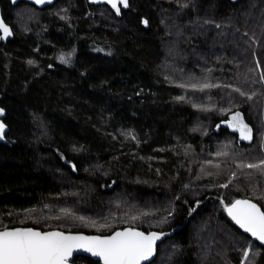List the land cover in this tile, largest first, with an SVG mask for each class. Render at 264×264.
<instances>
[{
	"label": "trees",
	"instance_id": "1",
	"mask_svg": "<svg viewBox=\"0 0 264 264\" xmlns=\"http://www.w3.org/2000/svg\"><path fill=\"white\" fill-rule=\"evenodd\" d=\"M0 6V230L133 226L172 232L144 264H264L225 210H264V172L238 167L264 160V0Z\"/></svg>",
	"mask_w": 264,
	"mask_h": 264
},
{
	"label": "snow or ice",
	"instance_id": "2",
	"mask_svg": "<svg viewBox=\"0 0 264 264\" xmlns=\"http://www.w3.org/2000/svg\"><path fill=\"white\" fill-rule=\"evenodd\" d=\"M36 2L43 3L45 0H36ZM108 2L117 13L120 10L118 4H122L125 8L128 7V0H108ZM144 23L147 24V21ZM0 30L3 31L5 38L11 34L2 19H0ZM61 60H64L63 56ZM261 78L264 79V72L261 73ZM217 86L205 83L199 87V90L203 91L205 88ZM192 87L197 86L192 85ZM234 90L245 95L239 88ZM178 99H184V97H178ZM228 123L240 132L242 139H252L251 129L243 122L241 113H235ZM3 131L4 125L0 123V135ZM217 155H227V153L218 152ZM262 166H264V160L260 164L240 163L238 165L241 169H258L264 172ZM222 187H227V185H222ZM227 212L240 228L264 242V211H261L256 204L249 200H237L227 208ZM157 239H159L157 233L146 235L131 228L104 237L66 235L59 231L41 232L31 228L4 230L0 231V264H69V258L76 250H83L93 256L101 257L104 264H141L153 254ZM244 258H248L247 253Z\"/></svg>",
	"mask_w": 264,
	"mask_h": 264
},
{
	"label": "water",
	"instance_id": "3",
	"mask_svg": "<svg viewBox=\"0 0 264 264\" xmlns=\"http://www.w3.org/2000/svg\"><path fill=\"white\" fill-rule=\"evenodd\" d=\"M10 1L11 3L13 4H17L18 2L22 1V0H8ZM27 2H30V3H33V4H36L37 6L39 7H45V6H49V5H53L56 0H45V2L43 3H37L36 0H25ZM0 19H2L4 21V23L8 26V28L10 29V26L5 22L3 16H2V13H1V6H0ZM1 33H2V37L3 39H7L9 37H11V34L8 35L6 38L4 36V33L2 30H0ZM11 31V29H10ZM237 200H249L251 203H254L256 204L261 211H264L263 208L261 207V205H259L255 200L251 199V198H248V197H239L237 199H235L233 202H231L230 204L228 205H225V210H226V213L227 215L229 216L228 212H227V208L228 207H231L232 204H234ZM231 218V216H229ZM232 219V218H231ZM233 220V219H232ZM234 221V220H233ZM235 222V221H234ZM238 225V224H237ZM239 226V225H238ZM240 227V226H239ZM28 228H31L33 230H36V231H41V232H51V231H59V232H63L65 233L66 235L68 234H71V235H83V236H86V237H93V236H100V237H104V236H111V235H114L116 232L120 231H124L126 229H133V230H136V231H140V232H143L145 233L146 235L150 234V233H157L158 236H159V239H157L155 241V244H154V251H153V254L146 260L142 261L141 264H144L145 262L147 261H151L155 258L156 256V253H157V249H158V245L167 237V236H170L172 235V232H159V231H156V230H153V231H145L143 229H140L138 227H133V226H126V227H123V228H118L116 229L115 231H113L112 233L110 234H94V233H85V232H72V231H63V230H60V229H50V230H41L39 228H36V227H32V226H16V227H11V228H5V229H1L0 231H4V230H15V229H28ZM242 229V228H241ZM244 231V229H242ZM245 232V231H244ZM247 233L249 236H251L254 240L258 241L261 245H264V242H261L259 240H257L255 237H253L251 235V233H248V232H245ZM77 255H85V256H88L94 260H97L99 261V264H104L103 262V259L101 257H97V256H93L91 253L89 252H86V251H83V250H76L74 251L72 257L69 258V264H77L74 262V258L75 256Z\"/></svg>",
	"mask_w": 264,
	"mask_h": 264
},
{
	"label": "rangeland",
	"instance_id": "4",
	"mask_svg": "<svg viewBox=\"0 0 264 264\" xmlns=\"http://www.w3.org/2000/svg\"><path fill=\"white\" fill-rule=\"evenodd\" d=\"M238 112L241 113L240 111H238ZM235 113H237V112H235ZM235 113H233V114L230 116V118L228 119V121L231 120V117H232ZM241 114H242V113H241ZM242 118H243V122H244L245 124H247V122H246L245 119H244L243 114H242ZM228 121H226L225 124H226L227 126H229L233 131H236V132L239 134L240 139H242V138H241V135H240V132H239L237 129H235V128H233L232 126H230V124L228 123ZM247 125H248V124H247ZM248 127L251 129V127H250L249 125H248ZM251 136H252V129H251ZM242 140H245V139H242ZM245 141H249V140H245Z\"/></svg>",
	"mask_w": 264,
	"mask_h": 264
},
{
	"label": "flooded vegetation",
	"instance_id": "5",
	"mask_svg": "<svg viewBox=\"0 0 264 264\" xmlns=\"http://www.w3.org/2000/svg\"><path fill=\"white\" fill-rule=\"evenodd\" d=\"M95 1H108V0H95Z\"/></svg>",
	"mask_w": 264,
	"mask_h": 264
}]
</instances>
